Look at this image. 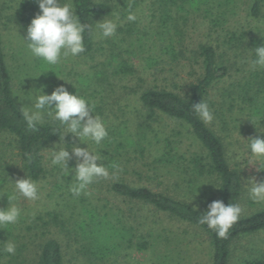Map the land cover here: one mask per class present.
Masks as SVG:
<instances>
[{
  "label": "rangeland",
  "instance_id": "obj_1",
  "mask_svg": "<svg viewBox=\"0 0 264 264\" xmlns=\"http://www.w3.org/2000/svg\"><path fill=\"white\" fill-rule=\"evenodd\" d=\"M101 1L109 2L114 6L113 15L105 19H113L115 14H119L118 28L116 35L108 38H99L98 30H95V41L98 44L107 41L118 45L123 51L132 52L131 56L124 55V59L135 69V72L132 75L109 78L105 83L103 81L100 84L101 87H97L95 92L92 90L85 92L84 98L94 104L93 114L98 115L106 123L108 130H111L113 126L122 125V128L127 126L128 130L122 134V138H132L138 132L137 127L143 119L138 97L146 88L152 86L172 88L176 85L186 89L195 80L200 72L199 58L196 54L200 44L218 45L219 52L224 58L221 60L222 63L230 68V76L211 91L210 99L216 100L220 90L229 89L231 84L245 78L246 64L251 61L246 59L251 54L246 52L248 50L245 47L251 50L253 45H249V41L258 36H264V9L259 20H253L249 17L251 0H231L228 5L223 0H210L208 4L201 6L199 11H191L187 16L181 13L177 15L175 9H170L169 16L174 19L172 22L161 21V18L167 15L164 14V10L162 11L163 6L158 0ZM17 2L18 0L14 2L15 9L18 8ZM59 2L69 1L59 0ZM219 2L222 3L219 4ZM223 10L228 13L225 16L226 22L221 25V28L210 29L209 20L214 18L211 14ZM39 11L37 0H29L22 13L33 19ZM129 11L136 13L135 22L127 21ZM12 12L14 9L2 12L0 28L6 63L14 80V96L19 107L29 106V99L38 94L36 89L41 87L45 94H51L57 86L63 85L70 94L80 95V92L76 93L75 87L71 88V86H81L77 83L78 78L81 75L93 73L94 66L101 60L100 55L96 54L88 60L70 57L58 65H47L49 75L44 76L39 67L42 61L30 54L26 42L22 40L26 36V30L9 21L11 19L9 15ZM103 19L96 23L102 22ZM232 33L236 37L244 34V44L236 46V43H228L229 37L233 36ZM123 40H130L132 44ZM179 40L180 47L176 45L175 49L177 51L181 49L185 58L173 61L170 56L163 53L160 47L165 48L172 41ZM148 60H155L157 63L150 67ZM183 90L181 89L182 92ZM226 115L229 116L230 113L227 112ZM51 121L45 118V122ZM221 126L219 125L218 129L224 130L221 135H225L226 138L229 164L241 175L243 194L239 206L242 209L241 216L247 217L264 209V202H255L250 196V186L245 185L250 177H254L257 182L264 180V168L258 171V165L248 164L250 142L247 141L257 137L264 139V132H260L264 131V125L232 121L226 129L225 127L222 129ZM62 128L64 132L66 129ZM152 128L154 133L146 135L145 143L143 141L142 145L145 147L147 143H151L149 148L152 147V153L160 154L167 140L171 147L175 148L173 154L177 153L175 157L179 166L160 167L158 174L147 173L150 167L143 164L149 163L152 157L141 158L138 154H131L132 150L128 149L124 157L118 158L120 171L115 181L122 179L127 184H145L155 191L186 200L200 209L207 208L209 203L216 201V197H213L214 187L210 183L208 186L205 185L203 181L199 183L198 179L187 175L186 169L181 166L191 162L194 155L202 154L195 140L178 124L170 120H160L153 124ZM105 142H108V138L102 144L105 145ZM87 143L90 151H96L102 156L103 161L97 163L109 166L108 159L111 154L104 158L103 153L107 148L102 144L97 146L92 141ZM57 144L66 146L70 154L72 147H87L70 133H66L59 142L49 144L42 150L44 177L38 181L39 199L28 201L19 198L17 201H12L21 208L22 214L18 223L13 225L15 228L11 235L5 234V237L8 235L7 240L13 241L16 248L21 250L23 257L20 256V258L24 262L20 264H34L39 244L50 236L62 244L67 264H87L84 257L80 255L77 244L67 239L68 232H60L55 225L45 226L50 220L48 213L51 212L50 210L61 213L64 220L70 218L77 220L79 213L77 216L75 212H79L81 206V203L77 201L75 207L66 209V203H62L61 199L57 198L62 193V188L64 193L65 190L68 191L75 179L74 172L63 176L58 166L50 164L48 151ZM75 163L76 158L72 157L68 161V166L74 167ZM109 171L111 172L110 169ZM23 178L27 176L18 157L16 141L13 137L0 132V209H7L9 205L7 195L13 192V186L9 180L14 183L17 179ZM112 181L114 180L100 179L90 185L91 196L81 194L83 198L85 197L87 206H95L102 214L106 213L110 224L121 231L123 228L126 236V242L121 244V247L117 248L115 253L103 263L98 264H211L212 248L206 234L194 226L116 199L107 189ZM70 222L74 223L72 220ZM72 223H66V226H72ZM142 241L149 243L145 250L137 248V243ZM251 261L264 264V231L243 235L233 241L230 246L229 264H247Z\"/></svg>",
  "mask_w": 264,
  "mask_h": 264
},
{
  "label": "trees",
  "instance_id": "obj_2",
  "mask_svg": "<svg viewBox=\"0 0 264 264\" xmlns=\"http://www.w3.org/2000/svg\"><path fill=\"white\" fill-rule=\"evenodd\" d=\"M158 1L163 6L162 11L164 10V14L167 15L165 18H161V21L164 22L174 20L172 16H169L171 14L170 9H175L177 15L181 13L187 16L191 11H199L201 6L210 2V0ZM223 1L227 5L231 3V0ZM14 2L15 0H0V23L2 12L14 9V12L9 15V18H11L9 21L26 30L32 19L22 12L29 0H18L17 9L14 7ZM71 3L76 8L74 14L77 15L81 23L95 24L100 19L111 17L114 12V6L106 1L71 0ZM263 9L264 0H251L249 17L253 20H259ZM226 14L228 13L224 10L211 14L214 18L209 20L210 29L221 28V25L226 22ZM93 29L91 35L87 31L84 33L85 51L75 57L77 60H88L96 54L101 57V60L94 66L93 73L84 74L78 78L77 83L81 86H71V88L75 87V92H80L83 97L87 91L92 90L95 92L97 87L100 88V84L103 81L104 83L107 82L109 78L132 75L135 72V69L124 59V55L131 56L133 55L132 52L123 51L118 45L107 41L98 44L95 41V25H93ZM232 35V37H229L228 43H236V46L244 44V34H240L238 37L234 36L233 33ZM123 41L132 44L130 40ZM263 41L264 36L261 35L252 38L249 45L252 44V49H254L264 45ZM176 42L172 41L165 48L160 47L163 53L170 56L173 61L178 58H185L181 49L179 51L175 49L176 45L180 47V40ZM245 49L250 54V49L247 47ZM196 54L199 58L200 72L195 80L186 89L176 85H173L172 88L158 86L146 88L138 97V103L141 112H143L142 122L137 127L138 132L132 138H122V134L128 130L127 126L124 128H122V125L113 126L111 130H108V142H105V145L102 144L107 148L106 152H103L104 158L111 154L108 159L110 165H119L118 158L124 157L126 150L131 149V154H138L141 158L152 157L149 163L145 162L146 164H143L150 167L147 169V173L158 174L160 167H178L179 163L175 157L177 153L173 154L175 148H172L167 140L164 147L161 148L162 153L160 154L152 153V147L149 148L151 143H147L145 147L142 145L147 137L146 135L154 133L153 124L163 119L170 120L192 136L202 153L194 155L191 162H187L186 165H181L186 169V174L198 179L199 183L203 181L207 186L210 183L214 187L213 197H216V200L223 201L225 205L229 203L239 205L243 194L241 175L229 164L226 153V138L225 135H221L224 130H219L218 126L222 125L221 128L225 127L226 129L232 121L264 125V69L252 70L249 67L250 63L246 64L245 78L234 83L235 85L231 84L229 89L220 90L217 99L211 100V91L230 76V68L222 63L221 60H224V58L219 52L218 45L200 44L197 47ZM246 59L252 60L254 56H247ZM148 61L150 67L157 63L155 60ZM44 63L42 61L39 64L40 72L43 71V75L48 76L47 65ZM181 89H184V92ZM14 91L15 84L6 63L3 35L0 28V132L15 139L23 171L26 176L38 182L44 177L42 150L49 144L61 140L64 133L63 128L59 122L51 121L39 125L36 132L28 130L26 122L19 111L20 107L16 102ZM200 101L208 104L214 117L211 123H204L194 113L192 104ZM227 112L230 113L229 116L226 115ZM29 156L31 157L30 160L28 159ZM114 157L116 158L114 159ZM110 165L109 169L113 171ZM261 168H264V163L261 164ZM107 189L116 199L128 202L131 205H139L155 213L163 214L170 219L194 226L206 234L212 248L211 264H229L230 246L233 241L243 235L264 231V209L247 217L240 216L239 220L230 229L227 238H219L214 231L208 229L207 225L199 223L200 215L205 212L206 208L200 209L186 200L168 193L155 191L145 186V184H127L122 179L112 181L108 184ZM62 190L57 198L61 199L62 203H66V209L75 207L77 201L81 203L79 212H75L77 216L79 213V217L77 220L73 218L64 220L61 213L50 210L51 212H48L50 220L46 222L45 226L55 225V228H59L60 232H68L67 239H71L74 244H77L79 253L87 261V264L103 263L105 259L115 253L117 248L121 247V244L126 242L123 228H121V231L111 225L107 220V214H102L100 210H97V207L87 206L83 195L74 197L69 193V190H65L66 194L64 188ZM71 220L74 223L70 222ZM66 223H72L74 228L69 225L66 226ZM14 228L13 225L4 229L0 227V260L3 264H20L24 262L20 258V256L23 257L21 250L19 251L16 248L15 255L11 256L3 251L4 245L8 241V235H11ZM5 234H8L7 237H5ZM137 244V248L141 250H145L149 245L146 241ZM67 263L64 248L59 240L50 236L39 244L34 264ZM256 263V261L247 262V264Z\"/></svg>",
  "mask_w": 264,
  "mask_h": 264
},
{
  "label": "clouds",
  "instance_id": "obj_3",
  "mask_svg": "<svg viewBox=\"0 0 264 264\" xmlns=\"http://www.w3.org/2000/svg\"><path fill=\"white\" fill-rule=\"evenodd\" d=\"M37 4L40 12L27 26L26 36L22 40L26 42L30 54L45 62V65H58L67 58L77 57L83 53L84 33L87 31L91 35L94 31L93 25L95 30H98L99 38L116 35L119 14H115L113 19L104 18L102 22L87 24L81 23L74 14L76 8L71 0L67 3H60L59 0H37ZM126 19L135 22L137 15L129 11ZM249 53L254 56L249 67L252 70L264 69V45L249 50ZM36 90L38 94L29 99L30 105H21L19 108L27 129L32 132L38 131V126L42 125L47 117L52 121H58L66 129L61 138L66 133H70L87 145L86 148L72 147L71 154L66 146L60 144L54 145L48 151L50 164L58 166L63 176L74 172L75 179L69 187L70 193L74 197H79L81 194L91 196L89 187L93 183L100 179H117L120 171L118 165L112 164L110 167L113 171L110 172L109 166L97 163L103 161L102 156L96 151L89 150L87 141L100 146L109 135L106 123L98 115L93 114L94 104L81 95L70 94L63 85L57 86L51 94H45L42 87ZM192 108L204 123L213 121V114L206 102L192 104ZM241 139L244 140L242 137ZM247 141L250 142L248 164L258 165L259 171L261 162H264V139L257 137ZM72 157L76 158V163L74 167H69L68 161ZM28 159L30 160L31 157L29 156ZM237 159L239 160V157ZM9 182L13 186V192L7 195L9 202L7 209H0V227L15 225L21 218V208L12 201H17L19 198L28 201L39 199L38 182L30 177L17 179L14 183L10 180ZM245 185L250 186V196L255 202H264V180L257 182L254 177H250ZM241 212L242 209L238 204L225 205L220 200L212 201L200 215L199 223L207 225L208 229L214 231L219 238H227L230 229L239 220ZM3 251L9 256L15 255V243L8 241Z\"/></svg>",
  "mask_w": 264,
  "mask_h": 264
}]
</instances>
